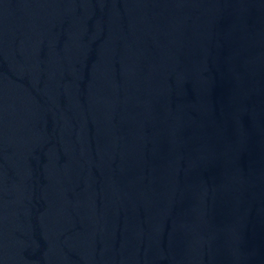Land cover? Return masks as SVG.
<instances>
[{
	"label": "water",
	"instance_id": "95a60500",
	"mask_svg": "<svg viewBox=\"0 0 264 264\" xmlns=\"http://www.w3.org/2000/svg\"><path fill=\"white\" fill-rule=\"evenodd\" d=\"M0 264H264V0H0Z\"/></svg>",
	"mask_w": 264,
	"mask_h": 264
}]
</instances>
